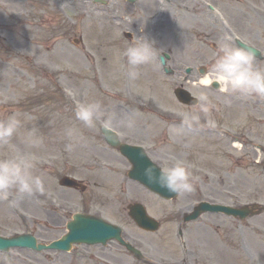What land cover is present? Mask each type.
Wrapping results in <instances>:
<instances>
[{
  "label": "rangeland",
  "instance_id": "rangeland-1",
  "mask_svg": "<svg viewBox=\"0 0 264 264\" xmlns=\"http://www.w3.org/2000/svg\"><path fill=\"white\" fill-rule=\"evenodd\" d=\"M104 1L0 0V120L14 113L20 116L22 127L12 143L17 151L35 156L36 174L44 177L42 193L16 196L15 204L10 202L11 197L0 200V235L25 232L34 234L40 243H49L64 235V221L72 210L85 211L87 203L104 192H116L122 198L145 195L144 187L123 181L120 164L114 163L113 168L121 181L111 183L101 176L106 168L101 166L103 171L99 167L100 155H104L96 146L104 143L100 128L88 129L75 119L78 101H98L107 113L115 114L117 121L132 117V128L122 123L115 128L145 140L155 161H159L158 155L167 157L169 163H161L164 166L176 159L185 161L219 199L239 203L237 200L258 196L263 216L255 223L261 228L245 231V240L253 247L256 260L264 263V181L258 178L256 184L244 185L238 178L254 177L258 168H250V159L256 151L232 147L215 131L227 124L236 130L253 129L254 135L264 139V130L256 123L258 116H264L248 105L237 102V107L224 98L227 94L198 83L202 75L197 71L201 66L208 70L218 42L226 35L248 32L249 36H264V0ZM206 2L216 4L217 11L209 9ZM134 35L146 36L155 42L160 55H170L167 64L174 73H164L158 54L152 63L135 69L137 77L131 79L132 69L123 52ZM256 61L260 68L261 63ZM188 66L195 68L191 75L185 73ZM181 85L193 93H208V119L213 124L209 126L202 119L205 131H184V136L172 137L170 127L181 124L177 109L192 107L176 100L173 89ZM167 111L169 117L164 114ZM174 119L176 125L170 123ZM30 130H35L34 138L39 140L35 147L26 141ZM69 131L75 139H70ZM69 143L74 144L71 150L66 148ZM5 155L6 150L0 149V157ZM66 169L79 179L84 177L85 191L59 186L61 175L69 173ZM213 173L216 182L204 177ZM229 174L236 182L227 183ZM220 177L224 181L218 182ZM148 203L149 211L163 221V226L154 234L143 233L145 242L154 245L156 253L180 255L175 245H165L166 240H173L172 217L157 215L152 210L153 200ZM128 220L131 228L139 231ZM236 245L240 260L251 262L246 247L240 242ZM97 251V247L85 245H75L67 253L13 249L0 254V264H100ZM237 258L236 253L235 262ZM120 264L142 263L123 259Z\"/></svg>",
  "mask_w": 264,
  "mask_h": 264
},
{
  "label": "clouds",
  "instance_id": "clouds-1",
  "mask_svg": "<svg viewBox=\"0 0 264 264\" xmlns=\"http://www.w3.org/2000/svg\"><path fill=\"white\" fill-rule=\"evenodd\" d=\"M141 26V31H143ZM155 42L146 36H133L132 43L123 52L130 69L129 76L136 79L135 69L152 63L159 54V59L164 60L160 51L154 46ZM256 52L245 46H236L232 37L226 35L218 42L216 50L210 58V65L205 77L200 84L206 86L215 82L218 90L227 95H235L242 99L258 97L264 99V69L255 64ZM195 104L190 109H177L181 120L180 126H172L169 134L172 137L184 136L185 129L202 126V119L209 126L213 122L208 119L210 114V97L206 91L197 90L194 93ZM75 119L88 129L99 127L106 133H113L117 123H122L128 128L133 127V119L129 116L126 120L117 121L115 114L105 111L98 101H78L75 108ZM22 120L18 114L9 115L0 120V149L6 150V155L0 157V200H11L16 203V196H32L44 191V177L36 174L38 161L30 153L17 151L12 143L20 128ZM70 139H75L73 133H68ZM35 130L27 133L26 141L31 146L38 145L35 139ZM74 147L73 143L66 145L68 150ZM144 175L149 183H156L169 193L177 197L191 194L195 191L197 178L191 166L185 161L176 159L168 166L161 167L157 175L156 167L150 165L145 168Z\"/></svg>",
  "mask_w": 264,
  "mask_h": 264
},
{
  "label": "flooded vegetation",
  "instance_id": "flooded-vegetation-1",
  "mask_svg": "<svg viewBox=\"0 0 264 264\" xmlns=\"http://www.w3.org/2000/svg\"><path fill=\"white\" fill-rule=\"evenodd\" d=\"M256 45L260 50L264 49V45H262L261 42H256ZM257 60H263V57ZM257 103H262L264 105V99L258 98ZM200 193V187H196L193 193L185 194L184 198L182 199V204L181 206H179L180 209L184 210L188 205H191V201L199 197ZM208 193L212 195V193ZM119 200H121V203H123V198H117L114 196L106 198L101 203V212L103 211V213H111L115 219H119L121 217V211L118 207L120 204ZM162 204L165 207H163L162 210L168 211V206H166L167 204L163 202ZM195 226V230H190V232H193L195 236V238H192V242L194 243V245H190L188 250H184L186 252V255L177 256L169 252L166 255L160 256L159 259H161V261H159L158 264H232L230 256H222V250H220V255H218V251L213 246L212 240L209 236V233L211 231H219L223 228L225 230L224 235L226 236L223 245L226 249L227 254H229L232 250V224H230L226 220L218 219L216 215L208 214L202 217L199 220L198 224ZM125 236L128 238V240L140 245L145 250V252L153 259V246L149 243L144 242V239L141 235H139L141 237L138 238V235L136 233H133V231L127 229L125 231ZM97 252L99 253L100 259L102 260V264H118V262H120L123 257H133L129 251L125 250V248L115 240L109 242L105 246H100ZM252 253L253 252L251 251V255L254 259V254ZM147 264H153V261L148 260Z\"/></svg>",
  "mask_w": 264,
  "mask_h": 264
},
{
  "label": "water",
  "instance_id": "water-1",
  "mask_svg": "<svg viewBox=\"0 0 264 264\" xmlns=\"http://www.w3.org/2000/svg\"><path fill=\"white\" fill-rule=\"evenodd\" d=\"M176 94L177 96L184 102H188V103H194L195 99H193V97H191V94L189 92H187L186 90L183 89H176ZM113 142V141H110ZM65 183H67L68 185H76V183L74 181L71 180H65ZM146 214L144 211H141V219L143 220V222H148V218H146ZM76 220H74L75 222L72 223V225L70 226L71 228V234H72V239L75 241H86V242H93V240L88 239L90 236V223H94V221L91 218V216L89 215H82V214H78L75 216ZM20 239H28L29 241H32L33 244L35 243L36 239L32 238V237H22ZM97 239V237H96ZM1 241H6V239L0 238ZM69 242V241H68ZM95 242V241H94ZM5 246H9V245H5ZM53 246V245H52Z\"/></svg>",
  "mask_w": 264,
  "mask_h": 264
},
{
  "label": "bare ground",
  "instance_id": "bare-ground-1",
  "mask_svg": "<svg viewBox=\"0 0 264 264\" xmlns=\"http://www.w3.org/2000/svg\"><path fill=\"white\" fill-rule=\"evenodd\" d=\"M202 79H203V78H201V80H202ZM201 80H199V83H200Z\"/></svg>",
  "mask_w": 264,
  "mask_h": 264
}]
</instances>
